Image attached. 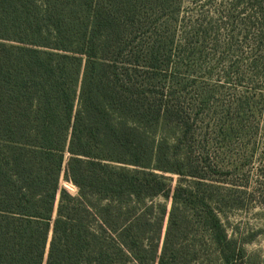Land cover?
<instances>
[{
    "label": "trees",
    "instance_id": "trees-1",
    "mask_svg": "<svg viewBox=\"0 0 264 264\" xmlns=\"http://www.w3.org/2000/svg\"><path fill=\"white\" fill-rule=\"evenodd\" d=\"M177 5L0 0V264H43L66 154L81 198L63 199L104 209L117 238L60 241L156 264H250L229 218L264 202L259 127L230 114L211 127L167 81L183 47L165 32Z\"/></svg>",
    "mask_w": 264,
    "mask_h": 264
},
{
    "label": "rangeland",
    "instance_id": "rangeland-1",
    "mask_svg": "<svg viewBox=\"0 0 264 264\" xmlns=\"http://www.w3.org/2000/svg\"><path fill=\"white\" fill-rule=\"evenodd\" d=\"M178 3L177 25L167 19L165 32L183 47L177 52L167 81L180 85L181 101H199L195 111L204 113L211 127L228 114L242 118L247 127H259L256 158L264 167V0H178ZM202 101H207L206 107ZM239 101L241 109L246 103L248 108L237 110ZM71 167L66 154L63 174L72 172ZM169 176L176 184L178 176ZM62 185H67L64 179ZM71 190L73 194L76 192ZM229 219L245 242L250 264H264V202L247 205Z\"/></svg>",
    "mask_w": 264,
    "mask_h": 264
},
{
    "label": "crops",
    "instance_id": "crops-1",
    "mask_svg": "<svg viewBox=\"0 0 264 264\" xmlns=\"http://www.w3.org/2000/svg\"><path fill=\"white\" fill-rule=\"evenodd\" d=\"M62 175L43 264H148L151 260L87 249L56 238V233L63 232L112 240L117 238L110 214L104 209L63 199V194L80 199L81 191L65 173ZM62 179L67 183L66 187L62 185ZM71 189L76 192L71 193Z\"/></svg>",
    "mask_w": 264,
    "mask_h": 264
}]
</instances>
